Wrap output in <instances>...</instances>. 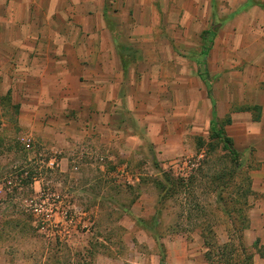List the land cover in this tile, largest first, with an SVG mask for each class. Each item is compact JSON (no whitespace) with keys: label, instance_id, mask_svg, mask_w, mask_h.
Listing matches in <instances>:
<instances>
[{"label":"rangeland","instance_id":"1","mask_svg":"<svg viewBox=\"0 0 264 264\" xmlns=\"http://www.w3.org/2000/svg\"><path fill=\"white\" fill-rule=\"evenodd\" d=\"M141 7L151 18L123 52L163 63L158 81L143 77L145 88L128 89L131 126L109 133L90 128V114L35 118L0 100V264H159L164 241L165 264H264V208L251 209L258 196L248 176L261 162L232 159L206 130L230 112L257 117L264 99L253 0ZM202 235L220 246L211 263Z\"/></svg>","mask_w":264,"mask_h":264},{"label":"crops","instance_id":"2","mask_svg":"<svg viewBox=\"0 0 264 264\" xmlns=\"http://www.w3.org/2000/svg\"><path fill=\"white\" fill-rule=\"evenodd\" d=\"M142 2L0 0V100L9 95L14 109L35 118L46 112L90 114L89 127L109 133L131 126L125 116L128 89L145 88L143 77L154 75L158 81L163 63L161 57L139 52L135 61H127L123 52V47L129 51L134 46L139 27L151 18ZM253 6L264 36V0H253ZM254 105L257 117L249 118V110L248 118L230 112L224 130L238 155L253 154L261 162L259 168L249 167L248 175L250 189L258 196L251 209L260 214L264 208V99ZM115 117L119 118L117 124L113 123ZM235 128L239 135L233 132ZM161 244L165 264L170 252L166 241ZM155 257L161 264L160 251Z\"/></svg>","mask_w":264,"mask_h":264},{"label":"trees","instance_id":"3","mask_svg":"<svg viewBox=\"0 0 264 264\" xmlns=\"http://www.w3.org/2000/svg\"><path fill=\"white\" fill-rule=\"evenodd\" d=\"M205 32L207 33L208 31H205ZM198 75L201 78V80L205 83V85L207 86V90L209 92V95H211V89H210V85L208 83V77H207L206 69L199 68ZM229 121H230V119L228 117L224 122L222 121L219 124V121L216 118L212 119L210 122V127H209L210 136L217 138L219 141H221L222 142V148L227 151L229 156L232 159H237L238 153L235 150V148L233 147V143H232L231 138L226 135L225 130H224V125L229 123ZM167 177H166V181L169 182ZM249 190H250V186H249ZM202 238H203V243H204L205 247L209 248V250L206 251V253H204V257L209 263H211V256H212V254H214V249H219L220 246L218 244H216L214 241L208 240L205 235H202ZM159 246H160V262H161V264H164L165 253H164L162 244H159ZM88 254H90V253L88 252ZM81 264H84V262L82 261ZM87 264H91V263H87Z\"/></svg>","mask_w":264,"mask_h":264}]
</instances>
